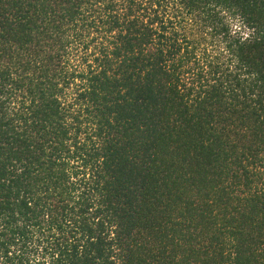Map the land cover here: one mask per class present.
Here are the masks:
<instances>
[{"label": "trees", "instance_id": "trees-1", "mask_svg": "<svg viewBox=\"0 0 264 264\" xmlns=\"http://www.w3.org/2000/svg\"><path fill=\"white\" fill-rule=\"evenodd\" d=\"M0 264H264V0H0Z\"/></svg>", "mask_w": 264, "mask_h": 264}]
</instances>
